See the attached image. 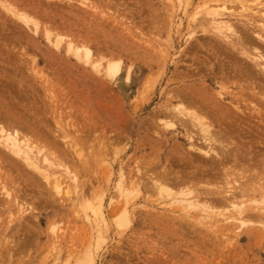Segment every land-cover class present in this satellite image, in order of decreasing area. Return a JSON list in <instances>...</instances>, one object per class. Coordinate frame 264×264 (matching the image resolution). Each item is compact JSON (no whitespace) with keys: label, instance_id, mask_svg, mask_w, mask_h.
Masks as SVG:
<instances>
[{"label":"rangeland","instance_id":"374dc122","mask_svg":"<svg viewBox=\"0 0 264 264\" xmlns=\"http://www.w3.org/2000/svg\"><path fill=\"white\" fill-rule=\"evenodd\" d=\"M86 1L89 5L95 4L86 7L88 11L81 0H0V96H4L6 104L15 105L12 108L14 116L22 111L31 118L35 112L45 119L47 138L56 143L45 146L46 152L51 159L64 161L63 166L51 170L55 175H51L50 180L34 172L35 183L25 181V176L12 168L15 187L23 186L24 198L34 207L32 213L35 214L34 217L29 213L22 216L16 212V206L11 211H0V264H264V231L259 225L240 228L234 220L223 221L220 211L228 214L234 209L215 200L211 206L216 212L220 210L214 215L218 216L216 221L212 217L208 224H194L202 217L199 209L174 211L166 192L162 195L156 188L147 191L141 179L143 165L156 164L157 170L162 166L179 168L188 159L197 157L189 149L184 130L179 126L176 129L175 116L167 114V109L170 113L169 108L180 103L177 93L186 86L201 87L209 97L217 99L219 96L223 102L218 105L223 107L239 104L243 99L247 105L264 109V76L261 86L251 83L252 77L243 74L246 68L242 66L251 62L243 54L244 59L241 57L240 49L229 47L209 23L207 10L218 9L223 2ZM227 2L225 5L235 14L221 15L222 18L236 25L238 30L244 27L247 33L253 32L252 36L257 31L264 35L255 23L248 24V28L240 22L245 19L239 14L241 4ZM5 5L34 17L39 26L36 32L33 25L22 24L14 18ZM44 23L52 27L54 33L71 35L77 45L86 44L88 40L93 59H100L104 54L100 59L102 67L107 61L119 60L121 75L117 78L103 75L104 68L96 71L92 65L68 56L63 48L62 52L55 51L44 37ZM238 24L242 27L238 28ZM234 38L233 42H237L236 36ZM238 61L246 62L240 64ZM127 66L131 67L128 81L124 78ZM251 84L253 88L250 89ZM236 98L241 100L238 102ZM2 104L1 101V117L6 112ZM253 117L238 114L232 121L226 120L229 124L233 122L235 128L230 127L243 139L246 137L244 140L254 138L255 141L257 134L262 139L257 141L256 136L255 149L254 143L250 147L252 153L255 150L263 152L261 156L255 153L259 158L255 157V163L261 168L264 165V143H261L264 130L262 133L261 128L264 126L260 125L256 114ZM236 126L243 127L242 132ZM73 151L80 152L76 155ZM261 160L263 164L260 165ZM206 163L211 172L212 162ZM3 164L0 172L7 178L3 170L11 166L8 162ZM239 165L230 169V176H233L227 179L239 193L242 183L246 182L247 199L238 194V201L245 198L246 203L251 204L253 200L250 199L254 196L259 199L261 190L264 191V172L261 171L264 167L259 169L260 173L258 165L246 173L238 168ZM252 165H256L254 161ZM121 171L127 180L141 179L140 190L131 188L129 193L131 201L128 199L127 211L131 222L126 225L118 222L124 211V199L118 191ZM76 173L78 177L74 179ZM55 177L70 186V193L60 197L55 192ZM244 177L250 178L249 182L243 181ZM220 179L210 180L209 186L225 188ZM193 187L203 186L195 184ZM249 196L252 197L249 199ZM192 212L197 213L192 216ZM197 214L200 217L195 219ZM20 216H25V220ZM18 222L22 226L15 227Z\"/></svg>","mask_w":264,"mask_h":264},{"label":"bare ground","instance_id":"6f19581e","mask_svg":"<svg viewBox=\"0 0 264 264\" xmlns=\"http://www.w3.org/2000/svg\"><path fill=\"white\" fill-rule=\"evenodd\" d=\"M48 1H50V0H47V2ZM218 1H220V0H218ZM226 1H228L227 4L229 2H231V4H233V2H238L239 4H241L240 6L242 8L241 9L242 11L239 14L245 16V19L240 21V22H243L242 24H244L245 26H247L249 28L250 25H248V24H250L251 22L253 24L255 23L254 25L258 26L259 30H262V32H263L264 31V0H221V2H223V6L218 5V7H217L218 9H212V7L209 8L207 10V14L209 16L206 15L207 17L210 18L209 23L213 24L215 31L221 35L223 40H226L227 45L229 47H231L233 50L234 49H240V55L243 54L244 57H246L251 62V63H248L249 61L245 59L248 64L242 65L243 67L245 66L244 68H246L244 70L243 74L248 75L247 78H249V76L252 77L250 79L252 81L251 83H253L254 85H257V83L258 84L260 83V86H261L262 85L261 82H262L263 76H264V35L261 32L259 33L257 31L252 36L253 32L252 33L248 32L249 33L248 34L246 29L244 27L240 26L239 24H238L239 27L238 26L237 27L238 28L242 27V29L238 30L235 27L236 25L234 26L231 22H229V20L222 18L221 15L231 16V15L235 14L234 10L232 8L227 7L225 5ZM81 4L83 5V8L85 7V9H87L86 7H92V5H93V4L89 5V3H87L86 0H84V1L81 0ZM229 5H230V3H229ZM2 6H3V4H2ZM219 7L221 9H223L222 12L219 11ZM93 8L95 9V7H93ZM6 9L14 16V18L16 17L17 19H19V21H21L22 24H25L28 26L33 25V28L35 30L34 32H36V30L39 27L38 21L35 20L34 17L33 18L30 17L31 15L28 14V12L26 13L24 11L15 10L14 8H11L9 6H6ZM87 11H88V9H87ZM93 12H94V10H93ZM255 18H256L255 21H251L252 19L254 20ZM44 25H45V23H44ZM46 25H47V23H46ZM46 25H45V28L43 27L44 37L51 45H53V47L55 48V51L62 52L61 50L63 48L65 53L68 54V56L72 55L75 57V59L77 61L81 60V63L84 62V63H88V64L92 65L96 71H100V70H102L101 68H104V71H103L104 74L103 75H106V76H109L112 78H117L121 75L122 64L119 60L118 61H115V60L107 61L106 64L102 67L100 59H101V57L102 58L105 57V56H103L104 54L102 53L103 55L100 57V59H93L92 50L90 49L89 45L87 44L88 40H87L86 44L83 43L82 45H77L76 42L74 41L75 39H73V37H70L71 35L69 36V34H67L68 35L67 36L64 33L66 35L65 36L64 34H60L59 33L60 31L58 29H57V31H59V32L54 33L52 27L48 28V26L46 27ZM59 27L61 28L60 25H59ZM71 29H73V28H71ZM62 30H63V28H62ZM252 31H254V30H252ZM235 36L237 38V42H233L232 38H234ZM218 37H220V36H218ZM78 38L76 39V41H78ZM243 55H241V57L244 59ZM235 56H237V55H235ZM242 58L241 59L239 58V59L242 60ZM67 59H70V57H68ZM63 61H62V64L64 63ZM239 62L240 61H238L237 63H239ZM245 62H243V63L245 64ZM241 63L242 62H240V64ZM252 68H255V71ZM256 69H257V71H256ZM54 73H55V71H54ZM130 76H131V67L127 66L125 74H124L125 80H127V81L130 80ZM254 78H256V79H254ZM247 81H249V80H247ZM263 82H264V80H263ZM253 84H251L250 89L253 88L252 87ZM247 86H248V84H247ZM263 86H264V84H263ZM196 87L197 86L188 85V86H186L185 89L181 88L182 90H180L179 93H177L178 98L180 100V103L171 106L169 108L170 113L168 112V109H167V114H169V115L171 114V115L175 116L174 118L177 119V123H178V125L175 126L176 129L179 126L180 128H182V130H184V132L186 133V140L189 143V149L194 151L193 152L194 156L197 154L196 155L197 159L195 157L190 158V159H188L189 161L183 163L184 165L178 166L179 168H177V167L176 168L163 167L162 166L161 169L159 168V170H157L156 164L155 165L152 164L150 166L143 165L144 171H143V175L141 178V179H143V183H142L143 187L146 188L147 191L149 190V188H152L150 190H153V191L157 189L158 192L162 195L164 194L163 192H166L167 196L169 197V201H168L169 204L174 205L173 206L174 208L171 206V209H173L174 211L178 210V211H188L189 212L192 209H199L200 210L199 212H201L202 217L199 220L194 221L193 222L194 224L196 222H198V224H200L199 222H201L202 224H208L213 219L212 217H215L214 215L219 214L217 212L220 210L216 209V210H218L216 212V211H214L215 210L214 207L211 206V202L215 200L216 203L217 202L222 203L226 208L234 209V212L231 211L228 214H223V211H220V213L224 216V217L221 216V218L222 217L224 218L223 221H227L230 219L234 220V222H237L236 224L240 228L241 227H243V228L248 227L249 228L250 226L257 224V226L258 225L260 226L261 231H264V191H262L263 189L261 190L260 198L258 197L259 199L255 198V196L252 197L253 195L251 196L252 198L249 196V199L251 198L250 200H253V202L252 203L248 202L251 204H247L245 201V198L247 199L246 193H248L249 190L247 189L248 186L245 187L246 182L242 183L243 185L241 186V190H240L241 192L239 193V192L234 191L235 187H233L232 183L227 179L228 176H230V169H233V167L236 168V165L240 164L239 165L240 167H238V168L239 169L241 168L246 173L250 172L252 170V168L254 170V167H257V165L259 166V163H255L257 161L256 159L258 158V156H257L258 154H255V153H258L259 151L255 150V153L254 152L252 153V151H251V150L255 149L254 147H256L255 141L258 137V134L256 135L257 137L255 136V141H253L254 138H252V140H251V138L248 140L247 139L244 140L246 137H244V139H243L242 134H241L242 137H240L239 136L240 134L238 133V131H236V132L233 131L232 130L233 127L232 128L230 127V125H233L232 124L233 122H231V124H229L228 121L229 120L232 121V117L237 116L238 114H240L241 116L246 117V118H248L250 116H251V118H252V116L255 117V114H256L258 117L259 123H261L260 125L264 126L263 125L264 124V109L257 108L255 106H250V104H248L250 106L249 107L247 104H245V100L242 99L243 95L240 98L244 101V103L241 99H239L243 103L242 107H241V103H240L241 101L239 102V100L237 98L236 99L238 100L239 104H234L233 106L228 105V106L223 107V106H221L222 104L218 105L219 102L221 101V99L219 100V98H218L219 96L217 97V99L215 97H209L203 88H201V87L196 88ZM247 89H249V88H247ZM23 91L24 90H22L21 92H23ZM235 93H237V92H235ZM220 97H221V94H220ZM221 98L224 99L223 96ZM1 101L3 103L2 104L3 110L4 111L6 110V112L2 115V117L0 116V164L2 162L3 163L8 162L11 166V169L9 168L8 170H3V172L6 174L8 179L6 177L2 176V174L0 172V195L2 194V196H3V197H0V211L1 212L5 211V210L11 211L12 207L16 206L15 210L17 209L16 212L18 211L20 215L23 216V215L29 213L30 217H31V215L33 214L32 210H34L33 209L34 207L32 205H30L29 202L27 203V200L24 198L26 191L23 188V186L19 185V187H15L16 180H15L14 175L11 173L12 168H14L15 170H19L22 173V175L25 176V178H26L25 181H27V182L31 181V182L35 183V177L36 176H34V172H35V174L38 173L39 175L44 177L45 180H50L51 175H53V176L55 175V172H52L51 170H53V168L63 166L62 162H64V161H63V159H62V162H61V160L59 161L57 159L56 160L51 159L48 155L50 153L46 152L45 146H48V145L55 146L56 143L53 140H49L47 138L46 133L48 131H46L47 127H46V124L44 123L45 119H43L42 116H39V115H37L38 113L34 112V113H32L31 118H28L27 116H25V113H21L22 111L14 116V114L12 113V108L15 107V105H12V103H11V105L6 104V102H5L6 100H5L4 96H0V103H1ZM229 101L230 100H228V102ZM221 102H223V101H221ZM232 103H234V102H232ZM244 104H245V106H244ZM252 105H253V103H252ZM31 108H33V107H31ZM252 113L253 114L255 113V114L253 115ZM257 117H256V119H257ZM226 119H228V121ZM236 119H237V117H236ZM223 120H224V123H223ZM246 120H248V119H246ZM225 121L228 122V123L226 122L227 125L229 124L228 126L224 125V124H226ZM235 121H238V120H235ZM251 121L252 120H250V122ZM241 122H243V121H241ZM164 125H165V123H164ZM171 125L174 126L175 122L172 123ZM165 126H164V128H165ZM60 128L62 129L61 126H60ZM164 128L162 127V130ZM234 128H235V126H234ZM242 128L243 127H241V129ZM236 129L241 131V129H239V127H237V126H236ZM261 129H262L261 130V132H262L264 130V128H261ZM164 130H166V129H164ZM63 131H61V132H63ZM245 131L243 133H245ZM64 133L65 132H63V134ZM262 133H260V135H262ZM116 135H117V137L119 136L118 134H116ZM263 135H264V133H263ZM65 138L66 137H64V139ZM247 138H249V136ZM258 138L259 139L257 141H259L261 139L260 137H258ZM55 140L57 141V139H55ZM61 142H64V140H62ZM58 143H59V141H58ZM251 143H254L255 146H253ZM261 143H264V142L262 141ZM181 144H183V143H181ZM198 144H200V145H198ZM257 145L259 146L260 143ZM252 146H253V149L250 150V147H252ZM72 147H73V145H72ZM262 147L264 150V146H262ZM72 149L74 150L76 148L74 147ZM72 149H71V151H72ZM260 149H262L261 146H260ZM76 152L79 153L80 151H76ZM76 152H74V154ZM77 153H76V155H78ZM186 153H187V150H186ZM260 153L261 152H259V155H260ZM261 154H263V152ZM51 156H52V153H51ZM53 156L55 157V155H53ZM256 156H257V158L255 159ZM204 159H205V161H204ZM209 160H210V162H212L211 170L213 172L212 171L210 172V169L207 168L208 162L206 163V161H209ZM258 160H259V158H258ZM199 161H201L202 163H200ZM252 161H254V164H256V165H252ZM3 163H2V165H0V168L1 167L4 168ZM261 164H263L262 160L260 162V165ZM146 166H148V167H146ZM188 167H190L191 169ZM192 167H194V168H192ZM262 167H264V165ZM261 168H260V166H259V168L257 167L258 170L259 169L261 170ZM150 170H152V171L150 172ZM260 170H259V173H260ZM263 170L264 169L262 168V170H261L262 173L264 172ZM241 173H242V171H241ZM241 173H240V175L243 176L244 173L243 174H241ZM257 173L258 172H256V174L254 173V175H256L255 178L258 175ZM73 174H75V173H73ZM120 174H121V177H120ZM250 175H251V173H250ZM259 175H261V174H259ZM231 176H233V175L231 174ZM231 176H230V178H231ZM234 176H235V174H234ZM252 176H250V178ZM2 177H4V178L2 179ZM74 177H75L74 179H76L78 177L77 173H76V176L74 175ZM238 177H240V176H238ZM119 178L121 180H119L120 181L119 185H118L119 187L118 186L117 187L119 188V190H118L120 192L119 195L122 196L124 199V201H123L124 211H123V213L120 214V217H119L120 221H118V222H120V225H121V223L124 224V222H125V225H126V223H128L130 221L129 220L130 217L128 218V211L129 210L127 211V209H128L127 203L129 202L128 199H130V201H131V198H129V196H130L129 193L133 188H136V191L140 190V187H138V186H140V180L141 179L139 181H137L135 179L127 180L124 177V174H122V171H121V173H119ZM218 178H221L220 180L224 184L225 188L220 189L219 187L217 188L215 185H212V186H215L216 188L215 187L212 188V186H209L210 185L209 183H211V182H209L210 180H212V182H213V180L217 182ZM234 178H236V177H234ZM250 178H249V180H250ZM245 179L243 181L249 182V180H247V178H245ZM78 180H79V178H78ZM53 181H54V187L53 188L55 189V192L60 195V197H61V194L70 193V190H69L70 186L68 187L67 185H65L64 180H62L58 177H55ZM221 181H219V182H221ZM238 181H242V179L238 180ZM238 181H237V183H238ZM258 182H259V180H258ZM7 184L9 186H7ZM195 184H200L203 187H196L195 188V187H193V185H195ZM221 185H218V186L221 187ZM11 187H13V189H10ZM153 188H156V189H153ZM239 188L237 187V189H239ZM141 189H143V188H141ZM146 189H145V191H146ZM52 191H54V190H52ZM166 194H165V196H166ZM238 194H240L241 196ZM75 195L76 194H74V196ZM239 196L240 197L245 196V198L238 201ZM72 198H74V197H72ZM24 199H25V201H24ZM257 202L261 204V205H259L260 207H258ZM216 203H214L215 204L214 206H216ZM166 204H168V203H166ZM168 207H169V205H168ZM223 208H220V209H223ZM188 212H186V213L183 212V213H185V215H186V214H188ZM193 213H195V212H192L190 215L193 216ZM196 213H195V215H196ZM34 214L32 215V217H34ZM198 214H197L196 218H195V215L193 218L197 219V217L199 216ZM100 215L104 219V215L102 213ZM216 217H218V216H216ZM216 217L214 218L215 221H216ZM22 218L25 220V216L21 217L20 219H22ZM184 218L187 219V216ZM190 218L191 217H189V219ZM219 220H221V219H219ZM21 221H23V220H21ZM229 222H231V221H229ZM234 222H233V224H234ZM16 224H15V227L22 226L21 222H18ZM214 224L217 225L216 222H214ZM210 225H211V223H210ZM200 226H202V225H200ZM204 226H206V225H204ZM208 228H209V226H208ZM255 228H257V227H255ZM251 229H252V227H251ZM90 260H92V259L90 258Z\"/></svg>","mask_w":264,"mask_h":264}]
</instances>
